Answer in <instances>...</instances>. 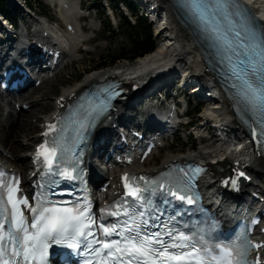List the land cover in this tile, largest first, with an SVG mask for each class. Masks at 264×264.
<instances>
[{
  "label": "snow or ice",
  "instance_id": "6c2138e0",
  "mask_svg": "<svg viewBox=\"0 0 264 264\" xmlns=\"http://www.w3.org/2000/svg\"><path fill=\"white\" fill-rule=\"evenodd\" d=\"M185 7L195 10L202 20L209 23L213 20L228 21V29L224 33L223 39L230 51L236 52L239 49L238 54L244 56L247 61V70L241 69L242 76H238L237 79L243 80V95L249 101L251 110L260 116L261 134L264 135V25L257 26L255 21L246 15L245 9L238 0H185ZM213 31L218 33L216 28ZM229 33H231V37ZM54 129L55 125L49 126V131ZM80 131H86L84 124L80 125ZM62 139V137L60 140L54 138L51 147L45 142L37 152L38 157L43 156L50 170L57 161L58 149L61 160L67 153V149L63 147ZM75 172L76 168L72 167L57 171L55 174L76 179L77 175L73 174ZM123 179L127 189L126 196L139 203L129 205L124 210L127 220L122 225L123 231L119 233L121 239L103 242V249L108 250L107 256L114 258L113 264H166L167 261H183L186 264H193V262L195 264H259V260L250 261L248 259L249 241L246 237L242 241L238 238L231 246H225L220 253L212 255L214 249L208 247L203 235H200L199 241H197L202 246L196 247L192 243L195 233L188 235L185 232H179L178 238L184 243H173L171 246L190 248V251L174 254L169 251L167 242L163 238L166 235L171 239L172 230L168 229L164 233L160 231L148 233L145 230L143 207L144 204L150 203L149 196L155 193L157 188L167 186L171 195L178 200H186L189 205L196 203L192 196L182 194V192L186 193L191 190V177H188V182L179 178H170L167 174L161 180L150 182L145 177L137 178L144 181V187L130 182L132 178L128 176ZM182 183H184V187L181 190ZM16 191L15 187L8 188L7 204L11 205V210L9 216L4 217L5 221L11 220L12 230L8 231L5 223L0 222V264H46L48 249L52 244L67 245L70 249H79L81 243L88 236L93 235L90 226L95 221L88 215L87 208H62L45 201H39L35 207L29 206L33 213L32 222L29 225L17 207L20 201L16 199ZM23 203L26 204L27 200L25 199ZM120 207L118 204L117 208ZM182 214L176 213V215ZM113 215H119V212H114ZM171 218L175 220L176 217L172 216ZM100 227L105 236H111L116 232L115 228L103 224ZM165 227L167 228L166 225ZM5 236L7 237V247L5 246ZM260 247L261 245H256V248ZM85 248L96 252L97 255L101 252V250L90 248L87 244H85ZM160 257H165V260H161ZM87 264H92V262L88 261ZM100 264H107V262L101 259Z\"/></svg>",
  "mask_w": 264,
  "mask_h": 264
},
{
  "label": "bare ground",
  "instance_id": "6f19581e",
  "mask_svg": "<svg viewBox=\"0 0 264 264\" xmlns=\"http://www.w3.org/2000/svg\"><path fill=\"white\" fill-rule=\"evenodd\" d=\"M158 2V0H155ZM248 4H250L251 8L254 10H257L260 13L261 18L264 20V0H245ZM163 10L166 11L165 14V27H167V34L170 38L168 41V45H165L162 48H159V50L154 51L152 54L148 55L147 57L142 58L141 60L137 61L133 65H120L114 69H104L100 71L93 72L89 75H87L82 82L75 85L74 87L65 90L60 96H63L66 93H73L77 92L81 89H84L88 87L90 84L98 81H102L108 78H120L121 81H128L139 72V75H142L143 73H152L153 70L156 68V66H159L161 63H163L166 59H169L171 62H177L181 67H183L186 72L192 76H202L204 73H206V68L203 67L202 59L199 51L197 50V46L194 42V39L191 37L190 33L178 22L176 16L172 12V10L165 6L166 4L160 2ZM162 35V34H161ZM82 39L81 36H79L74 43H79ZM167 52V53H166ZM168 56H167V55ZM149 74V73H148ZM196 76V77H197ZM198 76V77H199ZM203 78V77H202ZM31 97V95H23L21 99H25L27 97ZM29 97V98H30ZM57 97V98H58ZM56 98V99H57ZM28 99V98H27ZM27 99H25L27 101ZM55 99V100H56ZM223 100V99H222ZM55 103L54 105L51 103V97H44L37 100H33L31 103L33 105L32 113L31 115L35 114V118H37L38 122L42 121L43 116H46L45 110H47L48 106H52V111H55ZM42 106V110L38 111L37 107ZM41 112V113H39ZM207 114L205 118H215L219 119L224 122H229L232 119L231 114V108L228 104L225 103V101H220L218 104H215L214 106L209 107L208 110L205 111ZM231 115V116H230ZM5 121L0 119V125L4 127ZM12 124V129L9 130L10 125ZM9 123V127L7 129L10 132L11 138L15 136V134H21L18 135V139L15 141L10 142L11 144V153L14 155V163H12L17 168H20V166L27 167V160L25 161V157L28 156L29 149H31L32 145L35 144L36 137L39 136V133L37 136H34L35 134H32L37 128L36 126H33L30 123V118L28 115L24 116V118L20 119L19 122L12 121ZM6 127V126H5ZM21 131V132H20ZM26 131V132H25ZM32 134V135H31ZM23 135V136H22ZM22 139V140H21ZM27 151L24 154H17L20 150ZM234 153L233 149H224L217 144H209L201 146L196 152L180 155L176 157H171L170 155H167L164 158V161L161 166L168 164L171 160H197L202 161L204 163H211L216 158H222V157H229V159L221 165V168H226L228 165L232 164V154ZM244 159L248 160V163L252 164L254 167V172L256 175H262V177L259 178L261 184H264V162H259L253 160L250 153H246L245 156H243ZM151 166L145 167V169L149 170H156L157 167L151 168ZM142 169V167L140 168ZM212 173H217V167H213ZM211 177L206 179L204 182L206 185H209L211 181H213L212 174Z\"/></svg>",
  "mask_w": 264,
  "mask_h": 264
},
{
  "label": "rangeland",
  "instance_id": "374dc122",
  "mask_svg": "<svg viewBox=\"0 0 264 264\" xmlns=\"http://www.w3.org/2000/svg\"><path fill=\"white\" fill-rule=\"evenodd\" d=\"M85 1V4L87 5V12L91 13L93 12L94 14L92 15V19L89 20L85 25L86 27H88L90 29V26L93 25L94 27L92 28V30H90V37L93 38L95 40L94 43H92V45L88 48L89 52L88 53H84L81 57H80V61L73 65L72 67L69 66L66 70L62 71L55 80H53L52 82H48L46 83L41 89H39L36 93H34L31 97H27L25 99H27V101H32L33 100H37L40 98H44V97H51V103L53 104V102H55L54 99H56L58 96H60L63 92H65V90H68L66 88L71 87V86H75L77 84H79L80 82H82L84 80V78L89 74L88 72H90L94 67H96L100 62L103 61V58H109L113 57V56H117L119 54H121L123 51H126L127 53L130 52L131 50V46H130V42H129V34L126 31L127 27H125V20L124 18L127 17V15L125 13L122 12V9L119 8V10H117V13L119 15V22L122 21V28L117 32L118 35L120 34V36L118 37V39L114 40L113 37L110 34H106L104 33V24L100 22V17L101 14H98L97 16V12H103L102 10V6L99 4L100 1L99 0H82ZM38 9V8H37ZM86 12V13H87ZM96 14V16H95ZM121 14H123L121 16ZM51 17L54 18V15L51 14ZM52 18V19H53ZM133 23H135L136 19H132ZM114 27V26H113ZM115 29H117L116 27H114ZM94 32V33H93ZM104 39H108V42H105ZM154 39L156 41V49L158 48V46L160 45V43H162V40H159L155 37V33H154ZM104 62H110L107 60H105ZM109 64V63H108ZM130 65L132 63H127V62H119L117 63L115 66L113 65H108L107 67H105V69H109V68H113V67H118L120 65ZM91 74V73H90ZM81 80V81H80ZM72 88V87H71ZM34 97H36L37 99H35ZM48 108L47 110H45L46 113L52 111V106H48L46 107ZM38 111L42 110V106H38L37 107ZM41 113V112H39ZM30 118V123L33 126H36L37 128V118H35V114L33 115H28ZM24 118V117H23ZM22 119V118H21ZM19 122V121H16ZM196 122H198L197 118H196ZM6 125H4L3 129L0 127V141L2 143H4L6 146L10 147L11 149V144L10 142L15 141L18 139V135L21 136V134H15V136H13L11 138L10 136V129H12V124L9 127V130L7 129L8 123H5ZM6 126V127H5ZM39 129L37 128L32 134H37L39 133ZM21 132V131H20ZM26 132V131H25ZM31 134V135H32ZM23 136V135H22ZM22 140V139H21ZM24 149V148H23ZM26 152V150H20L19 154H24ZM187 152V151H186ZM174 153V151H173ZM165 156V152H163L157 159L156 162H154L153 164L157 165L160 164L162 159ZM164 161V160H163Z\"/></svg>",
  "mask_w": 264,
  "mask_h": 264
},
{
  "label": "trees",
  "instance_id": "16d2710c",
  "mask_svg": "<svg viewBox=\"0 0 264 264\" xmlns=\"http://www.w3.org/2000/svg\"><path fill=\"white\" fill-rule=\"evenodd\" d=\"M3 8V0H0V9ZM135 31H138L136 32V36L134 38L131 37L134 46L133 54L131 56L124 54L120 57H129V59L133 60L140 55L147 54L153 49L154 42L152 38V31L147 27V23H142L140 29ZM120 57H113L112 59H110L111 63H115L116 61H118V59H120Z\"/></svg>",
  "mask_w": 264,
  "mask_h": 264
}]
</instances>
